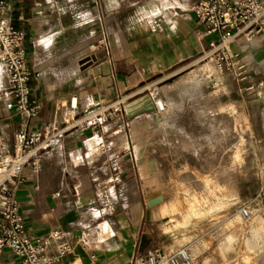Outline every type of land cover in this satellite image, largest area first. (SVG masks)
I'll list each match as a JSON object with an SVG mask.
<instances>
[{
    "label": "crops",
    "instance_id": "obj_1",
    "mask_svg": "<svg viewBox=\"0 0 264 264\" xmlns=\"http://www.w3.org/2000/svg\"><path fill=\"white\" fill-rule=\"evenodd\" d=\"M76 1L91 8L88 22L97 25L86 37L66 31L65 17L54 14L56 3L52 0L11 3L14 25L27 32L31 86L42 108L37 117L28 120L9 111L6 100L0 97V130L5 144L12 147L20 128L61 129L78 118L65 128L57 147L45 153L39 173L29 167L22 172L16 196L26 233L37 238L63 229L73 243L72 259L79 264H134L136 254L150 249L174 252L179 236L165 230L169 208L174 204H167L162 195L161 202L150 207L147 204L159 196L148 190V169L168 167L167 162L175 159L164 156L158 139L154 145L149 142L147 136L154 129L128 125L138 120L153 124L160 114L164 126L173 111L175 119L187 118L188 106L196 101L189 85L199 86L198 72L210 70L213 61L203 60L197 69L186 73L202 60L211 40L198 33L196 15L190 10L199 0ZM46 4H55V8L44 9ZM104 34L109 50H92L90 46ZM231 48L240 55L245 71L259 72L262 76L256 79L263 82L257 97L249 102L260 110L249 112L247 103H240L238 130L242 135H264V30L253 39L238 36ZM0 73L5 84L6 76ZM148 88L154 98L164 101L165 112L141 113L133 119L121 112L103 125H85L92 114H83L91 106L95 112H102L120 101L144 103L150 97ZM200 99L205 103L211 96L204 90ZM218 115L221 120L222 114ZM201 119L202 128L196 130L182 123L177 134L206 136L211 112L204 111ZM199 130L203 134L196 132ZM154 131L158 136L160 129ZM207 152L203 160L210 162L211 150ZM195 159L188 154L181 160L190 164ZM116 173L118 188L113 182ZM15 262L12 255L0 257V264Z\"/></svg>",
    "mask_w": 264,
    "mask_h": 264
},
{
    "label": "rangeland",
    "instance_id": "obj_2",
    "mask_svg": "<svg viewBox=\"0 0 264 264\" xmlns=\"http://www.w3.org/2000/svg\"><path fill=\"white\" fill-rule=\"evenodd\" d=\"M9 1L13 3L14 0ZM52 1L56 3L54 14L65 17L67 32L86 37L93 28H97V25L88 22L92 15L90 7H83L76 0L69 3ZM34 3L47 2L36 0ZM101 39L97 43L93 41L94 45H100ZM202 61H197L186 73L197 69ZM198 73L201 79L199 86L189 85L191 91H195L196 101L188 106L187 118L177 120L173 111L164 126L160 122V114L153 124H149L148 120H138L128 125L136 129L159 128L158 136L154 130L149 131L147 139L153 145L158 139L159 146L165 150L164 156L175 159L174 162H167L168 167L148 169L151 172L148 173L151 180L148 190L152 195H162L167 204H174L169 208L165 230L178 234V248L188 249L193 258L192 264H264V214L258 199L259 192L264 189V135H242L237 122L243 100L249 112L260 110L256 105L250 106L249 102L257 97L258 87L263 85L262 79H256L262 74L246 72L237 76L232 72H221L214 60L210 70ZM248 87L252 89L248 90ZM204 90L206 95L211 96L210 101L205 103L200 99ZM93 109L91 106L83 115ZM204 111L212 114L206 136L177 134L182 123L196 130L202 128ZM119 114L121 111H117L113 118L102 121L101 125ZM95 119L93 117L91 121ZM209 149L210 162L203 160ZM188 154L196 157L190 164L181 160ZM115 186L118 188V183ZM248 202H252L253 216L244 220L239 215V209Z\"/></svg>",
    "mask_w": 264,
    "mask_h": 264
},
{
    "label": "built area",
    "instance_id": "obj_3",
    "mask_svg": "<svg viewBox=\"0 0 264 264\" xmlns=\"http://www.w3.org/2000/svg\"><path fill=\"white\" fill-rule=\"evenodd\" d=\"M199 25L198 33L211 37L209 47L201 59L214 60L217 68L223 72H232L237 76L246 73L240 55L234 53L231 44L240 35L253 39L264 30V0H199L192 5ZM13 11L9 0H0V71L6 76V83L1 79L0 97L6 100V108L28 120L38 116L42 105L33 96L31 80L32 69L27 60V32L23 27L15 26L11 18ZM109 50L107 34L100 45L90 48ZM155 110L162 113L166 105L153 97L148 88ZM128 103L118 102L109 110L87 115L96 117L85 122L86 126L101 124L113 118L117 111L123 112ZM76 107L75 104L72 105ZM94 113V114H93ZM104 114V116H103ZM72 117L75 115L71 113ZM86 116V115H85ZM90 117V116H89ZM45 126L41 129L20 128L14 134L12 147L4 142L0 130V257L12 255L14 264H79L72 259L73 243L61 228L51 230L44 236L32 238L26 233L24 216L16 196V187L23 170L31 168L39 173L43 168L45 153L57 147L65 128ZM120 181L117 173L113 182ZM58 194V193H57ZM260 209L264 214V189L258 194ZM244 220L253 216L252 202L239 209ZM193 258L187 248L181 247L174 252L150 249L136 254L134 264H192Z\"/></svg>",
    "mask_w": 264,
    "mask_h": 264
},
{
    "label": "water",
    "instance_id": "obj_4",
    "mask_svg": "<svg viewBox=\"0 0 264 264\" xmlns=\"http://www.w3.org/2000/svg\"><path fill=\"white\" fill-rule=\"evenodd\" d=\"M55 4H46L44 5V9H54ZM155 105L150 97H147L144 100V103H137L136 101H132L126 105V109L123 110L124 114H127L129 118H132L136 115H138L141 112H148V111H154ZM163 200V197L161 195L151 199L148 201V206H153Z\"/></svg>",
    "mask_w": 264,
    "mask_h": 264
},
{
    "label": "bare ground",
    "instance_id": "obj_5",
    "mask_svg": "<svg viewBox=\"0 0 264 264\" xmlns=\"http://www.w3.org/2000/svg\"><path fill=\"white\" fill-rule=\"evenodd\" d=\"M208 60V59H207ZM160 100V102L162 103V104H164V101L162 100V99H159ZM74 104L76 105L77 104V102L76 101H74ZM165 105V104H164ZM116 108L118 107V106H115ZM166 111V107H165V110L163 111V112H165ZM162 112V113H163Z\"/></svg>",
    "mask_w": 264,
    "mask_h": 264
},
{
    "label": "trees",
    "instance_id": "obj_6",
    "mask_svg": "<svg viewBox=\"0 0 264 264\" xmlns=\"http://www.w3.org/2000/svg\"><path fill=\"white\" fill-rule=\"evenodd\" d=\"M36 0H24L25 3H29V4H32L34 3Z\"/></svg>",
    "mask_w": 264,
    "mask_h": 264
}]
</instances>
